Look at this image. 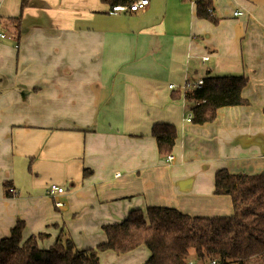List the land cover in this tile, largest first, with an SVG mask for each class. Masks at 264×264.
<instances>
[{
	"label": "crops",
	"instance_id": "crops-1",
	"mask_svg": "<svg viewBox=\"0 0 264 264\" xmlns=\"http://www.w3.org/2000/svg\"><path fill=\"white\" fill-rule=\"evenodd\" d=\"M21 1L0 0L11 34L0 44V241L18 220L25 239L49 235L41 247L63 232L87 249L136 208L231 216V196L214 193L216 171L264 172V0H213L217 22L197 16L196 0L116 13L102 0H28L23 11ZM220 75L247 77L248 104L187 121L191 105L176 94ZM155 123L176 126L172 160L158 150ZM51 183L64 192L50 196ZM98 255L143 264L150 251Z\"/></svg>",
	"mask_w": 264,
	"mask_h": 264
},
{
	"label": "trees",
	"instance_id": "trees-1",
	"mask_svg": "<svg viewBox=\"0 0 264 264\" xmlns=\"http://www.w3.org/2000/svg\"><path fill=\"white\" fill-rule=\"evenodd\" d=\"M102 1L113 7L134 0ZM27 4L28 0L21 1V11ZM196 14L218 21L213 0H196ZM21 18L22 15L11 18L17 40L21 37ZM247 81L244 75L207 76L200 87H187L184 97L194 103L190 108L192 121L211 122L221 107L248 104L242 95ZM151 132L160 154L170 155L177 139L176 126L155 123ZM214 193L231 196V216H192L165 206L136 208L122 221L103 225L106 241L87 249L77 248L63 232L51 246L41 247L39 241L49 235L39 232L25 239V223L18 220L10 234L0 241V264H100V251L125 253L141 245L150 251L143 264H189L191 260L195 264H210L213 259L218 264H264V172L232 173L226 168L218 169Z\"/></svg>",
	"mask_w": 264,
	"mask_h": 264
},
{
	"label": "built area",
	"instance_id": "built-area-1",
	"mask_svg": "<svg viewBox=\"0 0 264 264\" xmlns=\"http://www.w3.org/2000/svg\"><path fill=\"white\" fill-rule=\"evenodd\" d=\"M149 4V0H136V1H133V3L131 4H127V5H116L114 7V10L115 11H122V10H128V11H131V12H136V11H139L140 9H143L144 7H146L147 5ZM235 15H240L242 14L241 11H236L234 13ZM11 38V34L7 31V29H5L1 23V20H0V44L5 41L6 39H9ZM205 58H208V57H205ZM203 84V80L200 79L198 81H196L195 83L193 82H187L184 86V90L187 88V87H192V88H198L200 87L201 85ZM174 85L173 84H170L169 87H173ZM187 121H192V113L190 111L189 115L187 116L186 118ZM167 159L168 160H172L173 159V156L171 155H168L167 156ZM8 191L11 193V192H14V188L13 187H9L8 188ZM48 194L50 196H54L56 194H60V193H63L64 192V187L63 186H60L59 184L57 183H51L48 185ZM56 205L57 206H62L63 203L58 201L56 202ZM189 264H195L192 260L189 262ZM210 264H218V262L213 259Z\"/></svg>",
	"mask_w": 264,
	"mask_h": 264
},
{
	"label": "rangeland",
	"instance_id": "rangeland-1",
	"mask_svg": "<svg viewBox=\"0 0 264 264\" xmlns=\"http://www.w3.org/2000/svg\"><path fill=\"white\" fill-rule=\"evenodd\" d=\"M135 1H136V0H135ZM132 3H133V2H132ZM149 3H150V0H149ZM122 5H123V4H122ZM126 5H127V4H126ZM148 5H149V4H148ZM148 5H147V6H148ZM147 6H146V7H147ZM114 7H115V6H113V7L111 8V12H115V13H116V12H122V11H125V10H122V11H120V10H119V11H115V10H114ZM146 7H144L143 9H145ZM140 10H142V9H140ZM140 10H139V11H140ZM126 11H128V10H126ZM130 12H131V11H130ZM136 12H137V11H136ZM2 25H3V24H2ZM3 27H4L5 29H7L4 25H3ZM8 32H9V31H8ZM206 59H207V58H205V60H206ZM171 84H173V85L175 84V85H176L177 83L175 82V80H171ZM178 85H179V84H177L176 87H178ZM170 88H171V87H170ZM172 88H173V87H172ZM176 89H178V88H176ZM178 90H179V89H178ZM179 94L181 95L182 98H185V97H184V90H183V89H180V90H179ZM173 96H174V95H173ZM188 103H189V105H191V106L194 105L193 102H189V101H188ZM189 113H190V109H188L187 112H185V114H186L187 116L189 115ZM198 154H199L200 158H202V159H205V158H209V159H211V158H212V152H211L210 150H208L207 153H204V152H198ZM191 256L194 258V252L191 253Z\"/></svg>",
	"mask_w": 264,
	"mask_h": 264
}]
</instances>
